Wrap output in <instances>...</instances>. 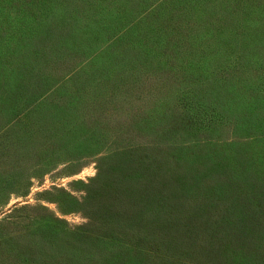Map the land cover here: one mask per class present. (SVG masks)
Here are the masks:
<instances>
[{
    "label": "trees",
    "instance_id": "1",
    "mask_svg": "<svg viewBox=\"0 0 264 264\" xmlns=\"http://www.w3.org/2000/svg\"><path fill=\"white\" fill-rule=\"evenodd\" d=\"M101 2L0 0V89L10 114L29 118L39 102L16 93L22 78L36 88L32 72L21 74L30 61L19 54L56 53L57 63L58 53L80 48L93 21L114 16ZM123 15L144 27L131 37L142 39L141 53L104 64L100 53H86L95 58L79 67L75 89L67 76L55 82L62 84L52 96L59 109L43 107L32 139L50 143L49 133L63 138L72 130L77 147L72 140L54 154L89 155L101 139L96 129L82 132L87 116L124 104L149 78L144 96L159 80V91L177 82L172 117L159 119L158 129L150 124L152 136L139 144L145 154L135 143L95 151L100 170L82 202L89 227L45 217L44 207L35 211L37 223L19 229L5 215L0 264H264V0H156L146 14ZM96 40L84 50H95ZM76 203L62 201L68 209Z\"/></svg>",
    "mask_w": 264,
    "mask_h": 264
},
{
    "label": "rangeland",
    "instance_id": "2",
    "mask_svg": "<svg viewBox=\"0 0 264 264\" xmlns=\"http://www.w3.org/2000/svg\"><path fill=\"white\" fill-rule=\"evenodd\" d=\"M155 2L156 0H103L98 6L104 8L106 15L111 9L110 14L114 12V16L93 21L88 27L87 37L81 40L82 44L77 46L80 48L66 49L58 53L60 57L55 64L52 61H55L53 57L56 53L19 54L22 57H27L30 61L27 67L22 68L21 74L25 72L30 75L32 72L35 76L34 85L36 88L31 89L27 85L25 86L24 78H22L16 93L23 92L24 95H32L35 97V101L39 102L36 103L34 112L27 115L29 118H24L22 115L16 116L15 112L10 114L11 101L3 103L2 94L6 90L0 89V150H2L0 153V202L8 201V204L1 208L0 220L5 215H11L13 229H19L24 224L29 226L37 223L39 218L35 211H41L42 207L46 209L43 211L45 217L47 215L57 217L62 224L68 227H89L90 221L82 202L89 189L88 185L94 181L100 170L99 156L95 155V151L102 148L100 153H105L115 148H124L129 143H135V145L146 143L152 136L153 127L150 124L153 123L158 129L161 128V125L156 123L159 119L172 117L171 109H173L176 99L174 93L177 82L174 83L172 80L168 82V88L165 89L163 86L159 91V86L165 83L164 80H159V86L154 90L155 93L144 96L142 93L153 86L149 78L148 83H145L143 88L134 90L129 100L124 104L121 102L107 103L105 105L109 110L105 109L106 106L100 107L99 111L102 113L96 114L91 119L87 116L88 121H86L82 132H85V136H87L96 129L95 134L99 135L101 139L100 143L95 144L96 148L89 147L87 156L54 154L55 150L68 147L70 142L77 137L72 130L63 138L55 136L54 132L49 133L46 139L50 143L44 139L37 141V138L35 140L31 136L33 129L39 127L43 122L44 106L46 108V105L51 103L59 109L58 105L52 101V96L61 88L62 84L58 86L55 82L67 76L63 81L66 83L67 80H70L66 83L69 89H75L78 86L74 82L80 79L81 74L84 73V70H79V67L95 58L86 53H100L101 59L98 61H101V64L108 63L109 56L122 61L135 60V55L129 53H141L136 49V46L142 39L137 37L133 43L132 33L138 29L143 31L144 27L135 25L133 18H124L123 12L124 14L125 12L130 15L135 14L134 17L143 15L154 6ZM119 16L121 17L116 18ZM153 26L158 27L156 24ZM146 29L149 30V27ZM95 40V50H84ZM106 56L108 58H105ZM98 61L95 59L92 64ZM33 67L34 72L31 70ZM173 67L175 68V65ZM166 73L167 70H165V74L163 73L164 76ZM85 76L88 77L89 74H85ZM14 90H9L8 94L11 95ZM169 94L172 96H168ZM37 97L40 98L37 99ZM164 103H168L171 108L163 111L166 108ZM154 104H156L155 108H152ZM85 111L89 113L91 109L87 108ZM61 127H65L64 122ZM30 141L32 142L30 143ZM45 141L47 143L43 145ZM74 143V146L77 147L78 142L74 140ZM33 145L34 147H32ZM36 146H42V149H37ZM204 146L212 147L214 145ZM137 148L136 152L145 154L146 147L139 145ZM69 200H76V207L71 209L64 207L62 201ZM57 201H61V203H57ZM30 205L38 207V209L31 208ZM9 231H11V226L3 234ZM166 264H173V262L166 261Z\"/></svg>",
    "mask_w": 264,
    "mask_h": 264
}]
</instances>
